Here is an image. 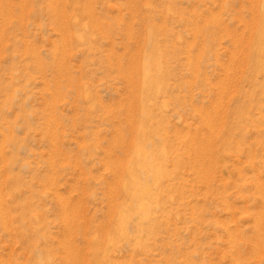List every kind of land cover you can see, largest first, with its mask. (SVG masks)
Wrapping results in <instances>:
<instances>
[{
    "label": "rangeland",
    "instance_id": "obj_1",
    "mask_svg": "<svg viewBox=\"0 0 264 264\" xmlns=\"http://www.w3.org/2000/svg\"><path fill=\"white\" fill-rule=\"evenodd\" d=\"M0 264H264V0H0Z\"/></svg>",
    "mask_w": 264,
    "mask_h": 264
}]
</instances>
